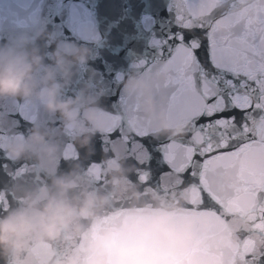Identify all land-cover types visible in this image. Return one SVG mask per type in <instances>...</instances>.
Instances as JSON below:
<instances>
[{
    "label": "water",
    "instance_id": "95a60500",
    "mask_svg": "<svg viewBox=\"0 0 264 264\" xmlns=\"http://www.w3.org/2000/svg\"><path fill=\"white\" fill-rule=\"evenodd\" d=\"M171 3L0 0V43L19 33L43 29L46 35L36 41L42 53H52L60 43L91 50L85 63L74 66L65 94L74 97L84 89L95 97L99 125L89 144L81 146L75 131L64 129L58 113L45 111L38 102L0 98V142L27 136L37 125L51 129L52 139L59 144L56 174L77 173L78 188L73 190L77 193L87 187L108 194L107 203L83 219L85 228L80 235L30 242L22 255L23 264H52L61 256H76L77 264H116L117 251L138 242L165 254L167 258L158 264H243L233 250L246 236L256 239L253 221L240 214L215 215L193 202V189L179 178L162 179L160 174L168 170L164 146L170 137L153 131L137 137L127 124L123 80L141 71L136 67L141 61L147 66L163 59L154 41H165L176 29ZM45 62H51L48 56ZM115 116H122L124 123L114 121ZM110 128L117 130L110 133ZM117 163L125 168L129 187L116 188L110 183L109 170ZM145 173L147 184L139 178ZM225 179L231 180V174ZM50 184V176L37 161L12 159L0 149V214L15 207L25 191ZM133 190L140 195L134 197ZM180 196L183 206L175 207ZM245 223L250 228L237 231L239 239L233 240V226ZM255 264H264V247L258 249Z\"/></svg>",
    "mask_w": 264,
    "mask_h": 264
},
{
    "label": "snow or ice",
    "instance_id": "6c2138e0",
    "mask_svg": "<svg viewBox=\"0 0 264 264\" xmlns=\"http://www.w3.org/2000/svg\"><path fill=\"white\" fill-rule=\"evenodd\" d=\"M171 8L175 31L154 41L163 59L136 65L169 119L187 125L186 135L164 146L161 178H179L193 189V202L215 215L246 216L264 237V0H172ZM126 111L135 136L152 131L150 119H135L138 99L127 97ZM139 178L148 183V174ZM257 251L246 236L233 255L255 264Z\"/></svg>",
    "mask_w": 264,
    "mask_h": 264
},
{
    "label": "clouds",
    "instance_id": "9594fccd",
    "mask_svg": "<svg viewBox=\"0 0 264 264\" xmlns=\"http://www.w3.org/2000/svg\"><path fill=\"white\" fill-rule=\"evenodd\" d=\"M46 35L43 29L31 34L19 33L0 43V98L38 102L49 113H58L64 129L75 131L81 146L88 145L98 130L96 98L82 89L76 96H67L65 89L73 75L74 66L83 64L91 50L71 43H60L50 54L42 53L36 43ZM48 56L51 62L46 63ZM126 97L136 98L142 111L135 119L151 120L153 132L172 138L183 137L187 125L169 119L162 97L153 94L151 79L142 71H133L123 80ZM53 130L34 126L27 136H17L0 142V149L12 159L28 157L37 161L51 178L43 188L25 191L15 207L0 214V261L3 264H23L22 255L30 242L72 239L80 235L83 219L94 216L108 201V194H100L87 187L78 188L77 173L56 174L59 144L53 139ZM110 183L116 188L129 187L126 170L117 163L110 170ZM138 197L140 193H131ZM183 196L175 201L182 207ZM249 224H236V232L247 231ZM256 247H264V237L256 236ZM167 257L159 249L142 243L123 246L116 253V264H158ZM77 257H57L52 264H77Z\"/></svg>",
    "mask_w": 264,
    "mask_h": 264
}]
</instances>
